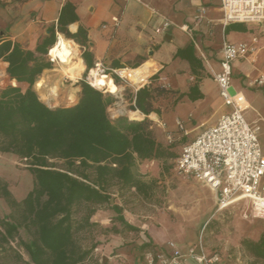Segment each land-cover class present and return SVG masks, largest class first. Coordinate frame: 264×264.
<instances>
[{
	"label": "crops",
	"instance_id": "crops-1",
	"mask_svg": "<svg viewBox=\"0 0 264 264\" xmlns=\"http://www.w3.org/2000/svg\"><path fill=\"white\" fill-rule=\"evenodd\" d=\"M67 4L74 6L77 20L69 22V15H66L67 24L64 27L72 35L82 30L79 41L69 39L59 32V20ZM224 17L222 0H0V46L10 43L11 48L18 46L35 53L46 63H51V69L45 70L34 86L38 94L37 83L43 82L40 89L44 92L42 95L50 96L53 100L40 99L51 108L71 107L60 103L44 89L51 72L56 71L57 61L49 56L51 49L47 55L38 54L37 49L44 50L46 43L54 39L51 35L53 30L57 46L60 38L74 45L77 51L74 62L81 67L79 78L88 71V64H100L108 70L127 69L134 72L137 83L133 85L137 87L148 80L145 86L150 84L153 89L162 90L161 96L154 102L160 115L152 113L145 116L140 111L130 110V106L134 104L131 103V97L145 86L139 87L137 91L129 90L130 98L127 102L123 99L126 94H123V88L106 76L103 78L105 83L101 91L113 95L120 93L114 106L120 117L125 116L131 121L148 118L155 122V127L161 128L164 134L161 140L156 139L157 142L168 146L175 141V145H180L181 150L178 158L185 145L204 130L215 126L219 118L230 111L223 104L212 74L220 72L223 45L230 43L253 46L257 49L253 56L233 64L232 85L233 91L243 94L247 100L245 118L252 127L260 129L259 139L263 149L264 89L253 87L251 83L264 71V31L256 24L226 23ZM165 19L172 21L175 27L164 34H156L155 30ZM183 26H188L191 32L182 31ZM203 56L207 59L206 62ZM8 66L0 58V67L6 75ZM53 77L61 79L57 73ZM132 113H138L141 119L133 120ZM172 114L176 116L175 120L170 118ZM166 140L171 142L164 143ZM3 156L5 155L0 154V157ZM178 158L175 156L161 161H138L137 173L141 183L151 186L149 189L155 183L152 179L147 181L149 173L142 167H159L170 160H175L176 163ZM0 178L8 182L11 192L12 183L2 176ZM186 178L189 180L184 181L187 183V188L184 189H189L191 193L182 197V205L194 206L187 211L177 209V214L189 219L197 218V212L206 206L208 216L204 226L219 213L215 194L197 179ZM2 202L4 201L0 200V204ZM235 205H245L247 208L249 203L242 201ZM118 206L122 208L121 205ZM9 213L8 207L7 216ZM124 217L129 224L143 231L142 235L146 236L148 242L168 252V243L174 241L165 237L154 217H146L141 222L135 221L129 214ZM179 249L186 252L189 248ZM206 250L208 253H220L221 264H238L221 251ZM24 257L28 259L25 254Z\"/></svg>",
	"mask_w": 264,
	"mask_h": 264
},
{
	"label": "trees",
	"instance_id": "trees-1",
	"mask_svg": "<svg viewBox=\"0 0 264 264\" xmlns=\"http://www.w3.org/2000/svg\"><path fill=\"white\" fill-rule=\"evenodd\" d=\"M66 15L69 22L77 20L73 5L64 7L59 32L79 41L82 30L69 33L64 27ZM51 35L54 39L44 50L38 48V54L47 55L54 48V30ZM0 58L9 64L8 85L0 90V154L13 156L34 179L33 189L18 201L8 182L0 178V200L10 210L8 216L0 217V264H86L101 245L95 236L98 224L92 222L99 206L109 205L123 225L111 228V234L139 232L125 219L121 207L111 206V190L135 189L147 196L151 186L141 183L137 162L175 158V141L168 146L157 142L148 118L112 119L109 109L117 97L85 81L79 83L76 105L51 108L34 90L51 63L18 46L11 48L10 43L0 46ZM94 68L88 64V71ZM161 94L160 88L145 86L131 97L130 110L160 115L154 102ZM211 226L212 222L206 230ZM241 246L264 262V233L256 241L243 239ZM141 250L159 252L152 242L144 243Z\"/></svg>",
	"mask_w": 264,
	"mask_h": 264
},
{
	"label": "rangeland",
	"instance_id": "rangeland-1",
	"mask_svg": "<svg viewBox=\"0 0 264 264\" xmlns=\"http://www.w3.org/2000/svg\"><path fill=\"white\" fill-rule=\"evenodd\" d=\"M55 65L56 71L51 72L46 83L45 92L50 95L55 90L58 97L54 99L59 100L64 105L74 106L80 99L81 92L79 93V90L81 91V87L79 83L81 81L89 82V71L79 79H69L64 75L63 65L58 62ZM56 73L61 76V79L56 80L53 77V74ZM8 82L7 75L0 67V90L4 89ZM147 83L141 85V88ZM117 85L123 88V94L126 93L123 95V99L128 102V91L133 90L135 85L133 86V83L128 80L127 82L119 80ZM101 92L110 94L105 91ZM42 94L44 92L39 89L38 96L45 100ZM118 95L120 93L114 96L117 97ZM48 99L53 100L50 96ZM114 106L109 109V114L112 119H117L120 116ZM170 118L175 120L176 116L172 114ZM155 125L157 124L153 122L154 136L156 139L161 140L164 134L161 128H157ZM167 141H164V143ZM170 142L168 141L167 143L169 144ZM262 145L264 149V138L262 139ZM179 147L180 145H176L173 148L176 158H178L181 151ZM175 167V160H170L167 164L159 165V167H142L143 170L145 169L149 173L147 181L151 179L155 181L152 189L147 190L149 195L145 197L133 189L120 192L118 188H114L111 190V206L114 204L121 205L124 215H132L135 221L141 222L145 221L146 217H154V221L163 231L165 237H169L182 249L193 247L202 239L206 248L221 251L229 256L232 262L238 264H264L263 261L252 258L241 246L243 239L248 238L256 241L264 233V223L261 220H247L244 218V211L247 209L245 205L230 206L215 215L204 226L203 224L208 216L207 212H205L206 206H203L201 211L197 212V215H199L197 218L189 219L177 214V209L187 211L194 205H182V197L191 193L189 189H184L187 188V183L184 181L189 179L179 175ZM152 174H155V176L152 177ZM0 176L12 183L11 192L18 201L24 200L34 187V179L31 173L25 171V165L21 164L13 156L5 155L0 157ZM7 214L8 207L2 202L0 204V217L4 218ZM92 222L98 224L95 236L101 245L95 250L92 258L86 264H148L147 257L149 253L141 250V246L148 241L146 236L142 235L143 231L140 228L134 226L139 229V232L125 231L120 236L111 234L109 232L111 228L122 229L123 225L118 221L117 215L109 205L99 206L92 218ZM210 222H212V226L206 230V226Z\"/></svg>",
	"mask_w": 264,
	"mask_h": 264
},
{
	"label": "built area",
	"instance_id": "built-area-1",
	"mask_svg": "<svg viewBox=\"0 0 264 264\" xmlns=\"http://www.w3.org/2000/svg\"><path fill=\"white\" fill-rule=\"evenodd\" d=\"M222 1L226 23L256 24L264 31V0ZM173 27L175 24L165 19L155 33L161 35ZM181 30L191 32L188 26L181 27ZM256 52L255 47L247 44L223 45L220 72L212 74L223 104L230 111L222 115L215 126L204 130L183 147L175 169L179 175L193 177L209 187L215 194L219 212L246 201L249 205L244 218L264 223V152L259 139L260 129L247 122V100L243 94L234 92L232 85L233 64ZM203 60L207 61L204 56ZM93 70L98 75L109 76L114 82L116 78L124 82L128 80L122 74L125 69L108 70L98 64L89 71L90 86ZM251 86L264 89V71ZM139 87L133 88L137 91ZM167 248L168 252L160 250L149 254L148 264H221V254L208 253L202 239L186 252H182L174 242L168 243Z\"/></svg>",
	"mask_w": 264,
	"mask_h": 264
},
{
	"label": "bare ground",
	"instance_id": "bare-ground-1",
	"mask_svg": "<svg viewBox=\"0 0 264 264\" xmlns=\"http://www.w3.org/2000/svg\"><path fill=\"white\" fill-rule=\"evenodd\" d=\"M73 46L71 43H69L65 39L60 38L59 45L56 47L54 46V48L51 49L49 52V56L54 61H57L58 63L63 65L62 67H63L64 75L66 76V78H69V79H77V77L79 75V71L81 69V67L78 65V63L76 64V62H74V59L77 55V51L75 50V48ZM122 74L125 77H127V79L131 83H134V84L137 83L136 75H135V77L133 76L134 72L125 69L122 71ZM105 77H106V75H98L97 72L95 70H93L91 73V84H92V86L95 89L102 90L104 83H105L103 78H105ZM42 87H43V82H40L38 88L41 89ZM52 97H58L55 90L52 91ZM45 101H50V99H48V97H45ZM54 102H56V101H54ZM131 117H132V119H137V120L141 119V116L138 113H132Z\"/></svg>",
	"mask_w": 264,
	"mask_h": 264
}]
</instances>
